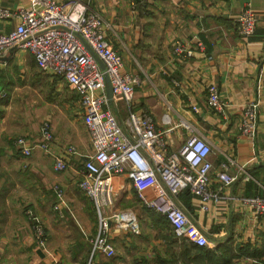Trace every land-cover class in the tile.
Instances as JSON below:
<instances>
[{
	"label": "crops",
	"instance_id": "1",
	"mask_svg": "<svg viewBox=\"0 0 264 264\" xmlns=\"http://www.w3.org/2000/svg\"><path fill=\"white\" fill-rule=\"evenodd\" d=\"M247 1L259 20L253 34L241 38L235 19ZM28 4L0 0L10 9ZM89 8L109 25L105 36L122 55L124 68L140 78L129 106L117 97L109 99L119 125L126 128L130 110L147 112L168 152L176 151L192 129L211 146V188L219 186L216 174L228 160V173L238 178L222 188L224 197L208 210L192 194L187 199L178 195L209 242L201 248L176 236L162 216L141 206L122 177V203L116 208L136 213L139 233L112 230L114 254L106 259L92 250L95 208L77 185L83 162L93 153L78 96L60 77L42 72L29 51L11 49L0 57V264H86L90 258L110 264H264V215L240 200L264 196V0H89ZM15 22H1L0 32ZM175 42L191 48L192 55L176 57ZM209 83L227 105L223 114L206 104ZM252 101L258 109L251 138L239 135V125L243 107ZM45 121L53 135L48 151L34 146L23 155L14 139L36 142ZM68 146L74 148L72 155L65 154ZM59 154L67 162L63 171L54 169ZM239 168L251 179L238 176ZM55 184L65 201L60 213L52 207ZM28 210L43 224V245L36 242Z\"/></svg>",
	"mask_w": 264,
	"mask_h": 264
},
{
	"label": "built area",
	"instance_id": "2",
	"mask_svg": "<svg viewBox=\"0 0 264 264\" xmlns=\"http://www.w3.org/2000/svg\"><path fill=\"white\" fill-rule=\"evenodd\" d=\"M27 7L10 9L0 5V23L15 20L13 28L0 32V57L11 49L29 51L38 68L49 76L60 77L78 96L82 109V121L87 128L93 153L83 162V170L77 181L78 188L89 199L97 218V232L92 250L112 257L114 248L110 241L112 230L139 233L136 213L129 208H116L123 189L122 177L134 190L141 206L162 216L172 232L199 247L209 245L202 230L187 216L177 198L187 189L198 200L202 210L222 197V188L231 185L236 175L228 173L229 160L220 164L216 178L219 186L212 189L208 158L211 146L199 133L189 129V134L176 151L168 152L161 134L151 116L145 111H128L123 129L109 107L104 91L106 73L112 96L127 106L132 102L134 89L140 83L138 74L124 68L122 55L116 51L105 36L109 28L96 11L89 8V0H28ZM259 16L250 2L238 13L235 22L241 38L250 37ZM196 46L203 48L201 41ZM178 58L192 55L191 48L175 42L172 49ZM104 66L101 69L99 62ZM206 104L213 111L223 114L226 103L221 99L218 87L206 86ZM196 110L195 106H192ZM256 101L248 102L242 110L239 135L254 137L257 128ZM164 122L168 119L164 117ZM188 128L187 126H185ZM53 139L48 122L40 126L36 142L24 136L14 139L23 155H29L34 146L45 152ZM74 148H65L72 155ZM67 162L62 155L54 156V169L63 171ZM251 179L250 173L239 168L238 176ZM53 209L61 212L65 204L59 185H53ZM257 215H264V196L241 197ZM31 220L36 242L43 245L45 230L39 218L31 210L26 211ZM52 264H63L54 261ZM86 264H110L108 260L90 258Z\"/></svg>",
	"mask_w": 264,
	"mask_h": 264
},
{
	"label": "water",
	"instance_id": "3",
	"mask_svg": "<svg viewBox=\"0 0 264 264\" xmlns=\"http://www.w3.org/2000/svg\"><path fill=\"white\" fill-rule=\"evenodd\" d=\"M97 61L99 62L101 69L104 71V66L101 63V61L98 59H97ZM103 75H104V85H105V89H106V96L108 99H110L112 97V88L110 86V82H109V79H108L106 73H104Z\"/></svg>",
	"mask_w": 264,
	"mask_h": 264
},
{
	"label": "trees",
	"instance_id": "4",
	"mask_svg": "<svg viewBox=\"0 0 264 264\" xmlns=\"http://www.w3.org/2000/svg\"><path fill=\"white\" fill-rule=\"evenodd\" d=\"M182 196H186L185 198L187 199L188 197H190V192L187 189H184L183 191H181ZM180 193V194H181ZM138 201V200H137ZM144 207V206H143ZM202 248V247H201Z\"/></svg>",
	"mask_w": 264,
	"mask_h": 264
},
{
	"label": "rangeland",
	"instance_id": "5",
	"mask_svg": "<svg viewBox=\"0 0 264 264\" xmlns=\"http://www.w3.org/2000/svg\"><path fill=\"white\" fill-rule=\"evenodd\" d=\"M47 89H48V94H49V91H50V87L47 86ZM122 201H118L117 202V205H121ZM117 208L119 209L120 207L117 206Z\"/></svg>",
	"mask_w": 264,
	"mask_h": 264
}]
</instances>
